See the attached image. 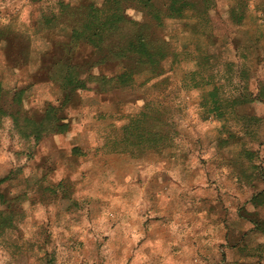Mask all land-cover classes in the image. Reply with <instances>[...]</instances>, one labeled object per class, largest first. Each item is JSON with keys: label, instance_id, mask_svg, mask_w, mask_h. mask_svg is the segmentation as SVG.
<instances>
[{"label": "rangeland", "instance_id": "1", "mask_svg": "<svg viewBox=\"0 0 264 264\" xmlns=\"http://www.w3.org/2000/svg\"><path fill=\"white\" fill-rule=\"evenodd\" d=\"M104 1L0 0V264H264V0H210L199 29L128 9L114 38L166 73L118 84L131 53L79 42L67 98L54 45Z\"/></svg>", "mask_w": 264, "mask_h": 264}, {"label": "trees", "instance_id": "2", "mask_svg": "<svg viewBox=\"0 0 264 264\" xmlns=\"http://www.w3.org/2000/svg\"><path fill=\"white\" fill-rule=\"evenodd\" d=\"M155 2V0H105L102 6L90 3L85 8V13H83L82 24L77 22H66L63 24L65 26L61 28V32L67 37V40L62 43H55L52 52V66L57 69L61 68L59 69L61 73H63L62 68H68L70 71V76L61 78L63 89L68 92L67 98L69 97V93L85 88L86 80L81 79L80 75L74 71L80 67L79 64L73 63L75 61L73 52H76L79 49L78 47L81 46L79 42L93 45V51L97 55L102 56V58L96 61L97 63H101L109 58L125 61L124 59L128 58L131 53L132 57L135 58V63L125 65L126 71L118 77V84L125 77L133 76L136 69H143L152 73H158L159 75L166 73L165 64L173 53L168 52V50L165 52L164 49H153L150 45V41L152 40L143 37L139 32L138 36L131 38H114L116 30L123 26V24L138 25L127 15L128 9L151 11L155 6ZM163 2L164 9L160 10V13L154 17L152 16L150 19L158 25L161 26L168 19L196 18L199 22L193 24L195 28L206 26L211 9L210 0H163ZM149 25L150 23L148 22L142 24V26L148 28ZM187 26L189 28L190 24L187 23ZM144 27H139L138 30H142ZM118 84L116 83V85ZM52 109L56 110L54 107ZM52 113L53 111H48L46 119L50 118ZM5 201L6 196L0 192V202L4 203Z\"/></svg>", "mask_w": 264, "mask_h": 264}, {"label": "crops", "instance_id": "3", "mask_svg": "<svg viewBox=\"0 0 264 264\" xmlns=\"http://www.w3.org/2000/svg\"><path fill=\"white\" fill-rule=\"evenodd\" d=\"M217 257H220V256H217ZM248 264H254V262H252V263H248Z\"/></svg>", "mask_w": 264, "mask_h": 264}]
</instances>
